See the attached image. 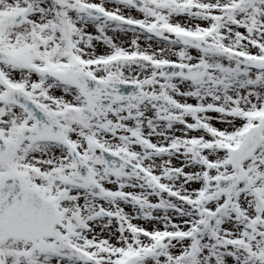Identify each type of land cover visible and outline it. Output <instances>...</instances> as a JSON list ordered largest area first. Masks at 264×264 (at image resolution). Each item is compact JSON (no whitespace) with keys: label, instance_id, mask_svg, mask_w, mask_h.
<instances>
[{"label":"snow or ice","instance_id":"obj_1","mask_svg":"<svg viewBox=\"0 0 264 264\" xmlns=\"http://www.w3.org/2000/svg\"><path fill=\"white\" fill-rule=\"evenodd\" d=\"M0 264H264V0H0Z\"/></svg>","mask_w":264,"mask_h":264}]
</instances>
